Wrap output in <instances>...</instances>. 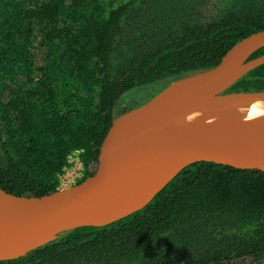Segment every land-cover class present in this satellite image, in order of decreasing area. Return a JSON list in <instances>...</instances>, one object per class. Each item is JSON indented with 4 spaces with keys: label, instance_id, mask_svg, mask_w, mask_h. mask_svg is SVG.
<instances>
[{
    "label": "trees",
    "instance_id": "trees-1",
    "mask_svg": "<svg viewBox=\"0 0 264 264\" xmlns=\"http://www.w3.org/2000/svg\"><path fill=\"white\" fill-rule=\"evenodd\" d=\"M261 31L264 0H0V189L30 197L56 192L75 152L88 170L98 166L114 118L148 86L159 84L160 92L211 70ZM263 55L264 48L250 59ZM261 90L264 65L226 93ZM129 93L130 101L122 100ZM263 258L264 172L201 162L144 209L105 227L62 233L0 264Z\"/></svg>",
    "mask_w": 264,
    "mask_h": 264
},
{
    "label": "water",
    "instance_id": "water-1",
    "mask_svg": "<svg viewBox=\"0 0 264 264\" xmlns=\"http://www.w3.org/2000/svg\"><path fill=\"white\" fill-rule=\"evenodd\" d=\"M264 31L230 49L215 68L177 79L148 102L114 118L96 172L44 196L0 189V262L22 258L62 233L105 227L142 209L190 165L209 162L264 172V118L229 119L160 136L184 114L214 100L239 103L264 96L226 93L264 65Z\"/></svg>",
    "mask_w": 264,
    "mask_h": 264
},
{
    "label": "bare ground",
    "instance_id": "bare-ground-1",
    "mask_svg": "<svg viewBox=\"0 0 264 264\" xmlns=\"http://www.w3.org/2000/svg\"><path fill=\"white\" fill-rule=\"evenodd\" d=\"M223 99H214L193 111L182 115L172 122L171 126L160 136L158 144L171 134L185 129H194L203 124H211L233 119L234 115L244 116L249 119V112L254 104H259L258 111L260 115L254 118H264V96L259 98H251L239 103H224ZM244 109L242 113L240 110ZM192 117L191 120L188 118Z\"/></svg>",
    "mask_w": 264,
    "mask_h": 264
},
{
    "label": "rangeland",
    "instance_id": "rangeland-1",
    "mask_svg": "<svg viewBox=\"0 0 264 264\" xmlns=\"http://www.w3.org/2000/svg\"><path fill=\"white\" fill-rule=\"evenodd\" d=\"M112 1H114V0H112ZM117 1H120V0H117ZM157 85H159V84H155V85H151V86H148L146 89H147V91H145L144 93H142L141 95H139L138 97H136V98H134V100H132V101H130V95H131V93H129V94H126V95H124L122 98V100H125V102L127 101V102H129V103H127L126 105H124L123 106V110H122V113H125V112H127V111H129V110H131V109H134V108H137L139 105H142V104H145L146 102H148L149 101V99H151L152 97H154L157 93H159V91H158V89H159V86H157ZM152 86H154L153 88H152ZM157 86V87H156ZM142 88H139V89H137L136 91H139V90H141ZM163 90V89H162ZM137 99V100H136ZM131 103V104H130ZM129 104V105H128ZM138 105V106H137ZM120 116V115H119ZM233 119H244V116H241V115H239V114H237L236 113V115H234L233 117H232ZM97 167L98 166H92L89 170L85 167V171H84V177L86 178L90 173H95L96 172V170H97ZM85 178H83V180L85 179ZM82 181V180H81ZM80 181V182H81ZM70 185H72V184H69V183H67V184H65L64 185V187H70ZM262 262H264V258H263V260H262Z\"/></svg>",
    "mask_w": 264,
    "mask_h": 264
},
{
    "label": "built area",
    "instance_id": "built-area-1",
    "mask_svg": "<svg viewBox=\"0 0 264 264\" xmlns=\"http://www.w3.org/2000/svg\"><path fill=\"white\" fill-rule=\"evenodd\" d=\"M85 171V165L81 159L80 151L75 152L69 157L68 166L64 171V174L60 176L59 189H67L83 180ZM72 184L70 187H64L65 184Z\"/></svg>",
    "mask_w": 264,
    "mask_h": 264
},
{
    "label": "clouds",
    "instance_id": "clouds-1",
    "mask_svg": "<svg viewBox=\"0 0 264 264\" xmlns=\"http://www.w3.org/2000/svg\"><path fill=\"white\" fill-rule=\"evenodd\" d=\"M258 108H259V104H254L251 107V110H250V112L248 114L249 119L254 118V117H257L258 115H260V113L258 111ZM240 111L243 113L245 110L244 109H241ZM188 119L191 120L192 117H189Z\"/></svg>",
    "mask_w": 264,
    "mask_h": 264
}]
</instances>
